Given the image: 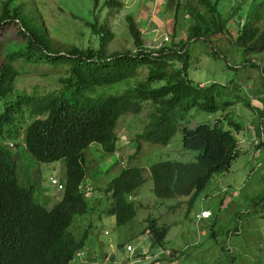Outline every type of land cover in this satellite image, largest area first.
I'll use <instances>...</instances> for the list:
<instances>
[{
    "label": "trees",
    "instance_id": "1",
    "mask_svg": "<svg viewBox=\"0 0 264 264\" xmlns=\"http://www.w3.org/2000/svg\"><path fill=\"white\" fill-rule=\"evenodd\" d=\"M95 6L99 0H93ZM108 5L121 6L117 0ZM220 0H176L175 19L183 11L193 19L185 40L171 42L157 49H144L142 31L134 18L128 16L129 33L136 51H109L114 38L107 24L97 29L98 48L63 47L48 33L35 12L17 8L0 10V27L19 26L21 47L14 43L0 47V131L9 138L18 136L15 123L25 114L33 119L23 131L26 151L38 162L63 159L66 182L62 198L48 209L35 199L34 185L25 186L19 178L17 158L0 145V264H71L78 253L83 255L88 232L78 237L72 231L76 217L86 215L90 207L82 186L88 174L89 148L98 144L107 154L117 152V125L127 114H138L150 102L154 110L144 131L136 136L137 151L142 142L167 146L174 135L182 133L185 149L197 152L195 160H165L152 163L148 170L133 165V154L120 173L108 182L110 204L107 214L123 226L137 216L133 199L146 183L153 181V193L159 200L189 197V207L217 173L229 171L240 156L239 142L234 135L243 125L227 113L225 128L220 120L197 124L191 128L190 113L226 112L237 103L258 116L257 133L264 130V79L260 94L262 108L251 103L236 79L225 83L196 82L189 77L190 46L204 41L215 47L211 38L226 36L228 19L219 13ZM264 1L259 4L253 22L243 24L231 41L246 60L264 50ZM20 67L48 68L44 75L58 74L60 88L45 94L19 92L17 78ZM256 67V65H252ZM146 75L121 93L106 90ZM259 197L258 199H261ZM256 203V202H255ZM146 231L152 244L163 246L170 226L151 219ZM153 264V263H151Z\"/></svg>",
    "mask_w": 264,
    "mask_h": 264
},
{
    "label": "rangeland",
    "instance_id": "2",
    "mask_svg": "<svg viewBox=\"0 0 264 264\" xmlns=\"http://www.w3.org/2000/svg\"><path fill=\"white\" fill-rule=\"evenodd\" d=\"M107 1L99 0L95 6L93 0H0V10L13 12L20 7L26 13L34 11L50 36L63 47L98 48L100 38L97 29L105 23L114 34L109 51H136L129 33V15L142 31L144 49H157L174 41L185 40L188 26L194 23L183 11L175 19L176 0H117L121 6L118 3L108 5ZM263 1L220 0L219 13L228 19L226 36L211 38L215 54H212L210 44L202 40L192 43L188 68L189 77L196 82L225 83L236 79L251 103L260 108L264 50L250 55V60H246L242 51L227 39L235 40L243 24L253 22L255 12ZM258 24H264V14ZM11 44L14 48L22 45L19 26H1L0 47L4 45L6 49ZM19 68L22 71L36 70L17 78L19 92L45 94L60 88L58 74L44 75L48 68ZM145 73L106 91L121 93L142 80ZM2 109L3 103L0 101V112ZM153 110V105L146 102L140 113L127 114L119 119L117 153H104L98 144L89 148L87 185L82 190L90 211L84 218L78 220L76 217L72 226V231L79 234L78 237L88 232V238L83 255L75 257L71 264H81L87 257H92V264H264V130L260 135L257 133L258 116L240 103L226 112L208 113L194 109L190 113L191 123L195 122V126L220 120L228 128L224 120L227 113L243 125L239 133L231 129L239 142L240 156L229 171L212 177L191 209L187 196L162 201L157 199L153 193V181L147 174L146 183L134 196L136 218L118 226L115 217L107 214V184L127 165L133 154L136 157L133 165L146 170L155 162L195 160L197 152L183 147L180 131L169 145L142 142L136 153V136L144 131ZM32 119L26 113L22 120L15 123L17 137L9 138L0 131V145L6 146L18 159L20 181L25 186L34 185L35 199L51 209L62 198L64 190H59L51 179L65 186V164L63 159L38 162L26 151L23 131ZM115 161L117 167L108 170V164ZM96 197H101L100 203L95 201ZM93 206L96 208L93 209ZM202 210H210L212 215L208 219L198 220L196 215ZM151 219L170 226L163 246L152 244L151 236H148L146 228ZM129 244L134 246L132 252L126 250Z\"/></svg>",
    "mask_w": 264,
    "mask_h": 264
},
{
    "label": "built area",
    "instance_id": "3",
    "mask_svg": "<svg viewBox=\"0 0 264 264\" xmlns=\"http://www.w3.org/2000/svg\"><path fill=\"white\" fill-rule=\"evenodd\" d=\"M52 184H55L58 186L59 190H63L64 189V184L62 183H58L55 179H51ZM212 215L210 210H202L200 211L196 217L198 220H202V219H208L210 216ZM126 250L128 252H132L133 251V246H131L130 244L127 245ZM78 255L80 256L81 254L78 253Z\"/></svg>",
    "mask_w": 264,
    "mask_h": 264
},
{
    "label": "crops",
    "instance_id": "4",
    "mask_svg": "<svg viewBox=\"0 0 264 264\" xmlns=\"http://www.w3.org/2000/svg\"><path fill=\"white\" fill-rule=\"evenodd\" d=\"M205 84V83H204ZM100 148V147H99ZM100 153V152H99ZM117 153V152H116ZM101 154V153H100ZM101 156V155H100ZM109 164H111V162L109 163ZM108 164V170H110V169H112V168H116L117 167V162L115 161V162H113L111 165H109ZM107 170V171H108ZM121 170V169H120ZM119 170V171H120ZM109 172V171H108ZM86 178H87V176H86ZM85 185H87L86 183H85V181H84V184H83V186H85ZM82 186V187H83ZM107 197H109V193H107ZM101 197H96V199H95V201L97 202V203H100V199ZM61 199V198H60ZM133 199H134V197H133ZM58 202V201H57ZM56 202V203H57ZM109 204H110V200H109V202H108ZM109 204H108V206H109ZM93 209L94 208H96V206H93L92 207ZM108 208V207H107ZM90 211V210H89ZM89 213V212H88ZM88 213L86 214V215H84V216H82V217H78V220L79 219H81V218H84V217H86V216H88ZM75 220H77L76 218H75ZM74 220V221H75ZM145 234H148V233H145ZM148 236H150L149 234H148ZM134 247V246H133ZM135 249V248H134ZM108 256V255H107ZM85 260V261H84ZM83 261H84V263H83V261L81 262V264H88V263H90V264H92L91 263V260H92V257H87L86 259H84Z\"/></svg>",
    "mask_w": 264,
    "mask_h": 264
},
{
    "label": "water",
    "instance_id": "5",
    "mask_svg": "<svg viewBox=\"0 0 264 264\" xmlns=\"http://www.w3.org/2000/svg\"><path fill=\"white\" fill-rule=\"evenodd\" d=\"M191 128H194L195 127V122H192L191 125H190Z\"/></svg>",
    "mask_w": 264,
    "mask_h": 264
}]
</instances>
